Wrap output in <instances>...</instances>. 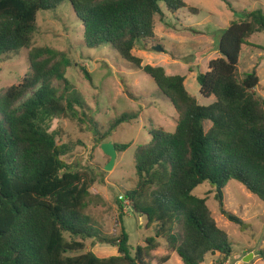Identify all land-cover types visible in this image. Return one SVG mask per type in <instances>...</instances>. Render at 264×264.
<instances>
[{"label":"trees","instance_id":"16d2710c","mask_svg":"<svg viewBox=\"0 0 264 264\" xmlns=\"http://www.w3.org/2000/svg\"><path fill=\"white\" fill-rule=\"evenodd\" d=\"M65 3L83 25L88 48L116 50L152 77L159 95L178 114L174 131L153 128L151 140L136 149V185L116 198L121 224L116 239L100 236L87 213L98 200L104 202L92 191L99 174L67 161L76 144L64 142L53 123L77 120L94 135V144L102 145L133 115L121 114L102 131L67 76L78 63L64 51L33 46L39 13ZM184 8L200 12L184 0H0V58L30 49V72L19 84L0 89V264H154L161 240L184 264H205L217 254L213 264H223L221 258L232 254V242L213 216L209 198L194 190L210 182L221 212L242 229L249 223L224 204L229 181L241 182L264 201V97L256 92L257 67L245 76L238 68L243 46L264 32V10L244 11L222 31L219 56L197 75L200 94L214 98L206 105L188 90L185 76L144 64L134 53L139 43L164 47L156 33L158 17L164 20L167 12ZM131 144L115 145L123 152ZM127 210L143 218L147 228L154 227L155 236L133 247L124 224ZM96 236L118 242V254L83 252L85 241ZM259 254L264 259V249ZM171 258L167 254L158 262Z\"/></svg>","mask_w":264,"mask_h":264},{"label":"rangeland","instance_id":"374dc122","mask_svg":"<svg viewBox=\"0 0 264 264\" xmlns=\"http://www.w3.org/2000/svg\"><path fill=\"white\" fill-rule=\"evenodd\" d=\"M184 1L200 12L192 14L184 8L174 14L167 12L164 20L158 17L156 33L163 40L164 51L152 46L146 48L139 43L134 53L143 59L144 64L162 65L167 68L169 75L185 76L188 89L198 92L199 102L208 105L214 98L207 99L200 94L197 75L207 71L210 60L217 57L215 55L219 53L221 33L230 22L240 19L244 11L258 8L264 10V0H230L237 13L224 0ZM42 12L39 13L33 46H50L64 51L78 63L69 70L67 76L102 131L107 130L110 122L121 114L133 115V118L123 122L107 137V141L115 144L132 143L127 150L118 152L115 166L109 171L106 170L108 155L101 145L94 144V135L83 124L67 118L53 123V128H61L64 142L76 144L74 151L67 156V161L99 174V181L92 191L102 195L104 202L98 200L99 203L91 205L87 213L96 222L100 236L116 239L121 234L120 210L116 198L136 185V149L139 144L151 140L150 130L153 128L163 127L174 131L178 114L173 104L159 95L152 77L122 59L116 50L108 45L99 48H88L85 45L84 27L72 7L65 3L56 11ZM250 42L252 45H244L241 51L239 73L245 76L257 67L260 83L256 92L264 97V32L254 34ZM29 51L23 49L19 54L0 58V89L19 84L30 72ZM83 67L91 74V79L85 76ZM194 193L209 198L207 203L213 216L232 242V254L221 258V262L264 264L259 254L264 249V201L241 182L229 181L224 204L227 210L249 223V227L242 229L221 212L220 202L215 198L216 192L210 182L200 184ZM125 213L124 224L133 247L155 236L154 227L147 228L144 219L133 216L129 210ZM161 243V247L153 253L154 264H159V259L167 254L172 258L166 264H184L177 253L167 250L164 240ZM85 245L83 252L93 250L100 257L118 254V242L104 241L99 236L88 238ZM249 255L251 259L246 261ZM218 257L219 254L209 255L205 264H213Z\"/></svg>","mask_w":264,"mask_h":264},{"label":"water","instance_id":"95a60500","mask_svg":"<svg viewBox=\"0 0 264 264\" xmlns=\"http://www.w3.org/2000/svg\"><path fill=\"white\" fill-rule=\"evenodd\" d=\"M153 48L164 51V48L161 45H155L153 46ZM101 148L105 152V154H107L110 157V160L106 164V170L107 171L112 170L115 166V162L118 156L116 145L113 142L107 141V142L102 143ZM141 220H143V218H141ZM250 259H251V255L245 258L246 261Z\"/></svg>","mask_w":264,"mask_h":264},{"label":"crops","instance_id":"0c3cea01","mask_svg":"<svg viewBox=\"0 0 264 264\" xmlns=\"http://www.w3.org/2000/svg\"><path fill=\"white\" fill-rule=\"evenodd\" d=\"M171 16V15H170ZM216 54V53H215ZM215 56H219V53H217ZM216 58V57H215ZM166 68V67H165ZM166 72H167V68H166ZM167 74H168V72H167ZM185 83H186V81H185ZM186 86H187V84H186ZM200 86V85H199ZM188 88V87H187ZM195 88V85H194V87H193V89ZM189 90V89H188ZM190 91V90H189ZM191 92V91H190ZM193 95H195V96H197L198 97V92L196 93V92H191ZM198 100H199V97H198Z\"/></svg>","mask_w":264,"mask_h":264},{"label":"built area","instance_id":"2783aa9c","mask_svg":"<svg viewBox=\"0 0 264 264\" xmlns=\"http://www.w3.org/2000/svg\"><path fill=\"white\" fill-rule=\"evenodd\" d=\"M121 198H124L123 195H121ZM124 203H125L127 206L129 205L128 200H126Z\"/></svg>","mask_w":264,"mask_h":264}]
</instances>
